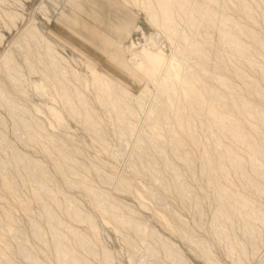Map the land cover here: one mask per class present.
I'll return each mask as SVG.
<instances>
[{
	"label": "rangeland",
	"instance_id": "rangeland-1",
	"mask_svg": "<svg viewBox=\"0 0 264 264\" xmlns=\"http://www.w3.org/2000/svg\"><path fill=\"white\" fill-rule=\"evenodd\" d=\"M173 1L182 18L168 37L144 4L121 0L136 26L122 44L125 58L100 62L49 37L64 0L57 11L54 0H0V264H257L264 252V0ZM209 7L212 25L203 19ZM36 28L58 46L57 63L34 39L45 64L28 60L25 42L16 43ZM71 29L89 45L101 36ZM147 38L166 57L151 83L136 55L151 65ZM177 63L198 77L203 99L185 98L178 83L176 116L160 85ZM88 65L109 72L110 94ZM212 105L231 106L227 119L210 117Z\"/></svg>",
	"mask_w": 264,
	"mask_h": 264
},
{
	"label": "bare ground",
	"instance_id": "bare-ground-1",
	"mask_svg": "<svg viewBox=\"0 0 264 264\" xmlns=\"http://www.w3.org/2000/svg\"><path fill=\"white\" fill-rule=\"evenodd\" d=\"M55 1V11H57V9L62 6V4H60L62 2V0H54ZM72 1V0H71ZM74 1V0H73ZM130 1L133 5L135 6H141V4H144L143 2H145L146 0H128ZM143 1V2H142ZM64 2L66 3V0H64ZM147 2V1H146ZM212 2V1H211ZM174 1L173 0H149L147 3H145L143 6L145 13L148 15V17L150 18L152 24L160 29H163L166 33V35L169 37L171 35L176 34V31L178 30L179 27V22L181 20V15L178 12V7L177 5L174 6L173 5ZM213 3H215V1L212 2V6ZM175 4V3H174ZM210 8V7H209ZM207 9L206 13H204L205 15H203V19L207 20L208 24L212 25L213 23V16L210 14H214V9H212V7L210 9ZM60 9V8H59ZM58 9V10H59ZM204 9V8H203ZM45 10L47 9H43V12H45ZM205 11V10H204ZM47 12L49 13V11L47 10ZM58 12V11H57ZM44 15L46 16V18L48 20H50V15H47V13H44ZM200 16V15H199ZM212 16V17H211ZM202 18V16H201ZM31 31V30H29ZM33 34L31 35H22L21 38H18L16 43L20 45H25L26 47V51H27V56L26 58L28 60H36L39 58L38 62H44V56L42 53L38 52V48L35 51L29 44V40L34 39L36 42H38V46L42 47V45H44L46 47V49H48V55L51 56V63L53 64L54 62H56L55 57L56 56H52L51 52H54L53 54H55V52H57V48L58 46L56 44H54V42L51 41V39L43 32L37 31V28L35 30H33ZM178 32V31H177ZM27 33V32H26ZM151 43H152V48H149V50L147 51L148 56L151 60V65L149 66L146 62L143 61V59L141 58V56L139 54L137 55V64H138V72H143V76L147 77L148 80L151 82L153 81H157V79L160 77L161 73H162V68H163V64L166 62V57L164 52L162 51L161 47L158 45V43L156 42L155 39H150L147 38ZM41 41V43H39ZM197 41V40H196ZM232 43H235V41L232 39L231 40ZM194 46V44H192ZM239 45V43H238ZM37 46V45H36ZM35 46V47H36ZM23 49V46H21ZM135 47V46H134ZM195 47V46H194ZM196 48V47H195ZM239 51H242L243 47H236ZM21 49V50H22ZM194 49V48H193ZM42 49H40L41 51ZM137 50V49H135ZM196 51V49H194ZM37 52V53H36ZM47 52V50H46ZM201 53V52H199ZM58 54V53H57ZM203 54V52H202ZM200 55V54H199ZM58 56V55H57ZM53 57V58H52ZM60 58V57H59ZM62 58V57H61ZM46 59V58H45ZM201 59V58H200ZM207 58L204 57L202 58V62L203 60H206ZM43 60V61H42ZM62 60V59H61ZM7 61V60H6ZM207 61V60H206ZM48 62V61H47ZM45 64V62H44ZM46 66V65H45ZM91 72L92 75L94 77L95 80H97L98 82H100L101 84H103L105 87V90L107 91L108 94L109 93V89L111 87V78H110V74L109 72L105 73L104 76H102L101 73H99V70L97 67L95 66H91L88 65L87 66ZM201 67V66H200ZM52 68V67H50ZM203 68V67H202ZM204 69V68H203ZM44 72V71H43ZM49 72V71H47ZM137 73V71L135 72ZM195 73V72H194ZM167 74L169 75V82H166V80H164V82L161 83L160 85V93L165 95L166 97V102H165V107L166 109L170 112L173 108L176 109V116L178 115V113L180 112L182 103H180V101H178L176 99V94L178 92L177 90V84L181 83V93L185 98H201L203 99V95L201 93V91L198 89L197 85H196V81L198 80V77L195 76L193 73H182L181 71V65L180 64H174L173 67L169 68L167 70ZM43 75V74H42ZM142 76V77H143ZM43 77V76H42ZM56 77V76H55ZM54 77V78H55ZM143 77V79H144ZM46 78V77H45ZM47 80V79H46ZM54 80V79H53ZM132 80L134 81V79L132 78ZM52 81V80H51ZM43 84V83H42ZM149 83L146 85V87H148ZM36 88H39V85H37ZM147 89V88H145ZM141 92V91H140ZM143 93V92H141ZM140 93V94H141ZM139 93L137 92L136 95H138ZM85 97V96H84ZM232 109L231 106L226 107V109L222 110L219 106H215L212 105L208 108V112L210 117H213L214 119H227L226 118V114L230 113V110ZM58 115V114H57ZM56 115V116H57ZM90 114L88 112V118L90 117ZM58 118L59 115H58ZM164 119H167V116H164ZM91 120V117H90ZM180 129L187 135H190L191 132L189 131V125L186 124L184 121H180V125H179ZM249 151V150H248ZM210 154V153H209ZM236 161L237 158H236ZM232 163V162H230ZM237 163V162H236ZM240 164H241V159H240ZM239 164V165H240ZM237 165V166H239ZM242 165V164H241ZM240 165V166H241ZM232 166V165H231ZM239 166V167H240ZM243 166V165H242ZM238 167V168H239ZM233 168H235V172H236V165H233ZM234 170V169H233ZM254 213V212H253ZM254 217V216H253ZM258 217V215H257ZM262 217V216H261ZM263 218V217H262ZM261 218V220H262ZM253 220V219H252ZM260 220V219H259ZM264 221V220H263ZM122 222V221H121ZM248 222V221H247ZM261 223V221H260ZM263 223V222H262ZM118 227L120 228V223H117ZM264 225V223H263ZM261 234V233H260ZM262 236V235H260ZM256 244V243H255ZM256 246V245H255ZM244 249V248H243ZM242 249V250H243ZM246 250V249H245ZM241 251V250H240ZM248 251V250H247ZM256 251V250H255ZM244 252V250H243ZM246 252V251H245ZM249 254V253H248ZM257 254V253H256ZM247 255V254H246ZM245 255V257H246ZM248 256V255H247ZM257 264H264V252L261 251L258 256L255 257ZM254 259V260H255ZM255 262V261H254ZM253 262V263H254Z\"/></svg>",
	"mask_w": 264,
	"mask_h": 264
},
{
	"label": "crops",
	"instance_id": "crops-1",
	"mask_svg": "<svg viewBox=\"0 0 264 264\" xmlns=\"http://www.w3.org/2000/svg\"><path fill=\"white\" fill-rule=\"evenodd\" d=\"M66 4L67 8L56 13L47 29L51 39L83 60L90 58L86 54L99 56L100 62H106L113 54L125 58L122 44L130 38L137 22L136 13L131 8L122 5L121 0H68ZM71 27L84 31L91 27L96 35L100 33L101 36H95L89 45L83 43V38L73 33ZM105 39L109 44L106 49H101Z\"/></svg>",
	"mask_w": 264,
	"mask_h": 264
},
{
	"label": "water",
	"instance_id": "water-1",
	"mask_svg": "<svg viewBox=\"0 0 264 264\" xmlns=\"http://www.w3.org/2000/svg\"><path fill=\"white\" fill-rule=\"evenodd\" d=\"M158 37V36H157Z\"/></svg>",
	"mask_w": 264,
	"mask_h": 264
}]
</instances>
